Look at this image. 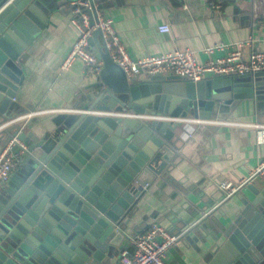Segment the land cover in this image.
Listing matches in <instances>:
<instances>
[{
	"label": "water",
	"instance_id": "1",
	"mask_svg": "<svg viewBox=\"0 0 264 264\" xmlns=\"http://www.w3.org/2000/svg\"><path fill=\"white\" fill-rule=\"evenodd\" d=\"M65 1L0 0V122L14 116L9 111L23 78L20 55ZM94 1L99 9L109 2ZM89 43L102 68L74 110L56 114L42 135L18 134L24 148L13 149L17 169L0 187V264L117 258L143 187L174 155L170 145L180 124L161 116L208 120L215 108L251 99L264 87V71L197 82L171 74L128 77L99 29ZM17 132L16 126L4 141ZM247 189L252 197L221 230L223 241L205 264H264V178Z\"/></svg>",
	"mask_w": 264,
	"mask_h": 264
},
{
	"label": "crops",
	"instance_id": "2",
	"mask_svg": "<svg viewBox=\"0 0 264 264\" xmlns=\"http://www.w3.org/2000/svg\"><path fill=\"white\" fill-rule=\"evenodd\" d=\"M261 1L217 0L221 7L212 9L208 0H109L101 10L113 19L119 39L132 59L190 50L197 61L204 63L224 58L233 44L246 40L251 45L240 48L245 60L252 51L264 52ZM69 2L54 8L44 28L19 57L23 78L12 99L13 111H9L14 116L43 109L73 111L83 89L97 77L87 74L80 60L61 70L78 37L71 23ZM160 25H168L169 31L160 32ZM216 44L228 48L213 54L204 52ZM55 115L33 117L20 129L42 135L52 128ZM208 120L237 124L179 125L170 145L173 158L165 172L143 187L145 193L127 225L130 236L122 241L124 246L157 223L178 236L176 245L168 251V264H205L223 241L221 230L231 225L243 201L252 194L245 185L227 197L219 183L245 181L264 159V137L260 138V128H264V87L251 99L234 100L221 111L215 108ZM14 130L13 125L0 131V151ZM115 261L113 257L103 264Z\"/></svg>",
	"mask_w": 264,
	"mask_h": 264
},
{
	"label": "built area",
	"instance_id": "3",
	"mask_svg": "<svg viewBox=\"0 0 264 264\" xmlns=\"http://www.w3.org/2000/svg\"><path fill=\"white\" fill-rule=\"evenodd\" d=\"M207 4L212 9H219L221 7L217 0H208ZM68 5L71 23L78 31V37L61 64L62 71L69 69L74 62L80 60L87 74H99L102 68V61L92 51L89 43L96 29L101 31V38L112 60L123 68L128 77L136 75L171 74L192 82H197L210 76L264 71V52L252 51L248 55L247 60L243 57L240 48L250 46V40L233 44L231 46L233 49H231L224 58L208 60L204 63L197 61L194 53L190 50L173 51L136 60L132 59L119 39L114 28L113 19L106 16L102 10L98 8V3L96 1L70 0ZM261 6L264 11V0L261 1ZM257 8L258 6L255 5L256 18L258 17ZM92 17L94 23L90 25ZM262 26L264 31V23ZM158 29L160 32H168L169 26L160 25ZM226 48H228V45L216 44L206 47L204 52L213 54L216 51H223ZM68 111H71V109H43L19 114L1 123L0 131L13 125L16 126L18 123L22 124V129L28 120L39 115L57 114ZM161 117L171 120L172 123L183 125H188L190 122L196 124H237L193 118L192 120L191 118L181 117ZM148 118L151 119L152 117L149 116ZM21 129H18L17 134L4 143L0 151V187L11 178L17 169L19 154H14L13 149L16 145L24 148V145L18 139V134L22 131ZM260 129V138L262 139L264 137V128ZM257 178H264V159L245 181L239 184L223 181L219 183V187L226 192L227 197H230L237 193L240 188L252 183ZM177 240L178 236L176 234L167 231L160 224L154 223L143 233L132 237L129 246H124L119 250L115 264H168L166 261L168 251L176 245Z\"/></svg>",
	"mask_w": 264,
	"mask_h": 264
},
{
	"label": "rangeland",
	"instance_id": "4",
	"mask_svg": "<svg viewBox=\"0 0 264 264\" xmlns=\"http://www.w3.org/2000/svg\"><path fill=\"white\" fill-rule=\"evenodd\" d=\"M0 124H1V123H0ZM16 126H17V129H20V128L22 127V124L19 123V124H17ZM16 126H15V127H16Z\"/></svg>",
	"mask_w": 264,
	"mask_h": 264
}]
</instances>
